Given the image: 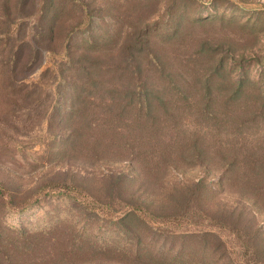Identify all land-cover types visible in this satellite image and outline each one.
<instances>
[{
    "label": "rangeland",
    "instance_id": "1",
    "mask_svg": "<svg viewBox=\"0 0 264 264\" xmlns=\"http://www.w3.org/2000/svg\"><path fill=\"white\" fill-rule=\"evenodd\" d=\"M141 43L151 92L196 64L212 100L161 96L127 126L114 99ZM231 146H264V0H0V264H264Z\"/></svg>",
    "mask_w": 264,
    "mask_h": 264
},
{
    "label": "trees",
    "instance_id": "2",
    "mask_svg": "<svg viewBox=\"0 0 264 264\" xmlns=\"http://www.w3.org/2000/svg\"><path fill=\"white\" fill-rule=\"evenodd\" d=\"M182 35H178L179 37L176 36L170 40H174L172 44L178 43L181 40ZM139 46V48H134L136 49V55L134 57H132L130 54H127V64H129V60H132L133 64L136 62L134 70L123 68L119 72L123 76L122 79L127 85L131 86L132 83H135V87L132 88V90L127 89V87H124L125 90L122 88L119 89L120 92L124 93L123 98L128 96L127 100L120 98L119 101L113 98L116 105L119 107V109H121L122 113L127 111L132 113L133 119L129 118L127 120V122H129L126 124L127 126L136 123L137 125L140 124L142 125L141 127H143L151 123L153 121L151 117L154 115H150V112H152V107L157 105L154 99L157 98L156 101L160 102L161 99L159 97L161 96L172 95L176 97L188 98L192 96L190 94L192 88H196L194 89L195 95L199 94L200 98L206 97L207 100H212L214 94L210 90L211 82L210 79H205L207 77L206 73L208 72V67L204 66L201 71H199V67H194L196 64H194V66H188L190 70H193L191 73L187 75L181 73V77L177 79L178 83L174 82V74H166L167 76L165 75L166 78L164 81L165 84L163 86V91L159 92V90H155L151 92L148 88L149 85L147 81L151 75V72H144V69H149L147 63V54H144L142 51L143 44L141 43ZM142 64L144 66L141 69L137 68ZM162 67L163 66L161 65L160 69ZM237 91L241 92L244 90L238 88ZM233 93L234 92H231V95H228L225 99L223 92L216 93L213 101L215 102L217 98L218 101L224 100L225 102V100H230V96L234 97ZM196 101L197 99L195 98L194 102ZM131 146H133L132 143ZM230 149H232L233 152L229 154V158H227L224 164H222L224 165V171L226 175L225 177L227 178L226 180H229V182L232 184H236L239 181L238 184L241 190L248 192L255 198L256 201L264 204V146H231ZM131 153H134L132 157H136V152ZM219 157V159H221L222 157L225 158L226 156L225 154H220ZM134 206L135 208H140L139 202H135ZM205 211L210 212L208 210ZM231 213V211H219V215H217L218 218H214V215L210 217L211 214L205 213L204 217L205 219L212 220L214 223H220L223 225L225 224L229 229H233L234 231L232 232L238 236L241 242L240 245L243 247V251H245V255L248 258L250 252L251 254L254 253L253 248H255L256 244L252 242V239L247 235L244 228H242V225L238 223L236 217H232ZM255 240L256 238H254V241ZM216 243L217 246H223V244L225 245V242L222 241L218 236L216 237Z\"/></svg>",
    "mask_w": 264,
    "mask_h": 264
}]
</instances>
